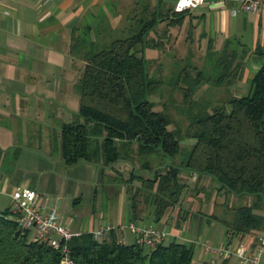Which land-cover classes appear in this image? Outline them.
Here are the masks:
<instances>
[{
	"label": "trees",
	"instance_id": "16d2710c",
	"mask_svg": "<svg viewBox=\"0 0 264 264\" xmlns=\"http://www.w3.org/2000/svg\"><path fill=\"white\" fill-rule=\"evenodd\" d=\"M137 12L119 30L126 36L102 30L98 23L72 32L70 51L84 66L77 85L78 113L60 133L63 163L95 164L100 182L108 181L111 188L124 185L132 220L149 213L151 206L155 221L177 209L180 216L220 223L230 243L264 232V64L253 77L249 94L234 97L231 89L241 76L246 53L238 51L233 39L220 51L209 41L201 68L189 54L175 59L177 69L169 77L157 79L149 73L154 59L145 51L162 49L167 31L152 38L148 34L163 20L168 26L178 25L185 11L176 12L172 4L158 0L154 7L140 2ZM199 90H215L220 98L215 102L212 96L196 97ZM175 92L181 93L179 103ZM152 96L165 98L161 110L155 109ZM173 108L187 123L184 128H169ZM151 157L157 166L149 163ZM139 159L143 162L136 171L132 163ZM121 162L131 163L132 170L107 175ZM193 192L204 196L198 195V201L213 207L216 198H223V215L191 210ZM233 198L237 204H231ZM68 248L74 264L193 260V249L184 243L160 241L146 250L118 242L113 232L101 239L74 236ZM60 259L51 246L30 238L10 209L0 211V264H61Z\"/></svg>",
	"mask_w": 264,
	"mask_h": 264
},
{
	"label": "crops",
	"instance_id": "0c3cea01",
	"mask_svg": "<svg viewBox=\"0 0 264 264\" xmlns=\"http://www.w3.org/2000/svg\"><path fill=\"white\" fill-rule=\"evenodd\" d=\"M163 1L174 7L175 0ZM120 2L0 0V211L10 209L12 194L17 188L32 189L37 193V204L45 209L54 208L59 223L72 233L92 234L110 226L106 236L113 232L118 242L134 244L135 234L129 226L150 227L165 234L162 242H181L193 249V255L196 251L201 253V259L192 260V264H202L207 258L199 244L204 223L207 227L204 238L208 243L212 236L218 237L216 244L225 243L219 240L221 230L215 232L216 222H207L205 217L180 216L177 209L166 212L159 221L148 212L132 220L131 203L124 188L115 204L103 213L98 212L97 191L92 181L96 176L99 179V166L80 161L66 166L62 161L60 133L62 126L78 113L77 85L84 66L70 51L72 32L94 27L96 23L110 33L121 30L124 27L119 26L124 17L115 11ZM132 2L134 9L125 19L138 13L140 2L150 3L149 0ZM157 2L150 6L154 7ZM108 3L114 4L112 11L107 10ZM235 9L233 3L224 7L202 5L185 11L178 25L168 26V20L159 22L148 38L161 36L166 30L167 39L162 49H146V55L151 51L170 50L171 38L177 37L194 46L204 59L209 41L220 51L227 40L233 39L238 51L246 54L241 76L231 95H248L253 77L264 64V9L234 12ZM187 51L191 53L190 49ZM123 166V163L116 164L107 175L122 172ZM106 190L116 191L115 188ZM72 196L78 197L80 203L87 197L88 211L79 209L75 215L64 216L62 210L70 207ZM261 238L264 232L248 235L245 241L256 250ZM236 243L233 239L232 244ZM214 256L218 262L222 261L219 255ZM234 258L223 264H236ZM260 259L264 264V253Z\"/></svg>",
	"mask_w": 264,
	"mask_h": 264
},
{
	"label": "built area",
	"instance_id": "2783aa9c",
	"mask_svg": "<svg viewBox=\"0 0 264 264\" xmlns=\"http://www.w3.org/2000/svg\"><path fill=\"white\" fill-rule=\"evenodd\" d=\"M227 3H233L236 11L256 12L264 9V0H216L208 2L206 0H175L174 10L183 12L194 10L202 5L224 7ZM36 191L28 188H17L12 194V204L10 210L16 214L21 229L29 233V237L35 241L44 242L51 246L60 254L61 264H74L68 248L69 240L78 236L72 233L64 225L59 223V216L54 208L45 209L36 202ZM135 234L134 243L147 250L155 248L156 244L162 241L165 236L150 227L130 226ZM111 230L110 226H104L94 231L92 235L101 239ZM203 252L207 258L202 264H223V261L235 257L237 264H262L260 256L264 253V238L259 241L258 248L252 249L251 244L246 241H239L234 246L232 243H220L210 245L205 238L199 240ZM219 255L221 262L214 255Z\"/></svg>",
	"mask_w": 264,
	"mask_h": 264
},
{
	"label": "rangeland",
	"instance_id": "374dc122",
	"mask_svg": "<svg viewBox=\"0 0 264 264\" xmlns=\"http://www.w3.org/2000/svg\"><path fill=\"white\" fill-rule=\"evenodd\" d=\"M139 1H142V0H139ZM149 1H150V5L153 6L155 0H149ZM117 6L118 7L115 9V11L116 12L118 11L120 13V15H122V17H124V20H122V23L119 26L122 28L127 24V19H125V15H128V16L130 15V12L133 11V9H134L133 8L134 4H133L132 0H121L120 4ZM113 9H114V4L108 3L107 4V10L112 11ZM115 33L118 36H126L128 34V33H122L121 31L120 32L116 31ZM168 47L170 50H167L164 53L163 52L156 53V52L151 51L147 55L148 58L154 59V62H152L149 65V73L151 76H154L157 79H160V78L165 79V77L166 78L169 77L173 73V71L177 69V67L175 66V59H177V58L182 59L189 54H191L192 61L194 64H196L199 68H201L203 66V64H204L203 60L204 59L201 57L200 52L194 50V46H192L190 44L188 45L187 43L183 42L182 40H179L177 37L176 38L172 37ZM187 49H190L191 53H189L187 51ZM195 96L201 97V98H208V97L212 96L213 99L215 100V102H216V100H218V98H220V94L215 92V90H206V91L199 90ZM163 99H165V98H160L158 96L150 97V100L155 102V105H156L155 109L156 110H161L162 106H161L160 102ZM174 99L176 100V103H179L181 101V93L175 92L174 93ZM171 114H172L173 124L169 126L170 129H173L175 127L184 128L186 126L187 123L185 122L183 116L179 115L174 108L172 109ZM183 142H185V141H183ZM148 161L152 165V167L157 166L156 165L157 163L155 162L156 160H154L153 157L149 158ZM80 162H86V161L81 160ZM141 162H143V160L139 159V160H136L132 163L134 166V169L136 171H140L139 165L141 164ZM121 163L124 164L123 170H121L122 171L121 173L127 174L132 170V164L131 163H128V162H121ZM116 174L117 173H115L114 176H116ZM141 174L143 175V177H146V175H148L145 172H141ZM203 183L207 185L209 182L204 180ZM108 184H109L108 181L100 182L99 179L97 180V176L94 177V179L92 181V185L94 186V188H96V191H97V197H96L97 201H96L95 206L97 207V211L101 212V213L105 212L106 209L108 208V206L115 204V202H117L120 199L121 188L125 189L124 185H122V186L121 185H112L116 189V191L111 193V192H108L106 190L108 188H111V186H108ZM198 184L200 187V184H202V183L198 182ZM193 196L194 197L191 200L189 199V201H192L191 206H190L191 210H193L195 212L203 211L204 213H213L219 217L223 215V213L225 211V208H223L224 206H222V205H224V199L223 198H216V205L213 207L212 203L211 204L205 203L202 200L198 201L197 196L200 197V199H203V197H204L201 193L193 192ZM87 201H88V198L85 197V199L80 203V201L78 200V197L72 196L69 199L70 207L68 209L64 208L62 210L63 215L64 216L75 215L76 211H78L79 209L83 210V212L88 211L87 207H89V205H88ZM230 202L232 205H234V204L238 203V200L236 198H233V199H231ZM148 210H149V213H151L152 207L150 206ZM57 214H58V212H57ZM195 218H197V217H195ZM216 225H217V227L215 228V232L217 233L218 230H221L220 231L221 232V237H220L221 239H219V240L226 243L227 241L225 239V228H224V226L221 225L220 223H217V222H216ZM205 228L207 229V227H205V223H204L202 225V229L200 230V232L202 234L201 237H203V238L205 236V231H204V230H206ZM208 240L210 242L209 243L210 245L216 244L218 242V241H216V240H218V237L212 236L211 239H208ZM201 255H202L201 253L196 251V254L193 255V260L199 261L201 259ZM231 260H232L231 262L234 261L233 259H231ZM236 264H237V262H236Z\"/></svg>",
	"mask_w": 264,
	"mask_h": 264
}]
</instances>
